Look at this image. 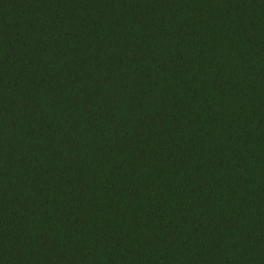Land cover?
I'll use <instances>...</instances> for the list:
<instances>
[{"label": "trees", "instance_id": "1", "mask_svg": "<svg viewBox=\"0 0 264 264\" xmlns=\"http://www.w3.org/2000/svg\"><path fill=\"white\" fill-rule=\"evenodd\" d=\"M0 264H264V0H0Z\"/></svg>", "mask_w": 264, "mask_h": 264}]
</instances>
